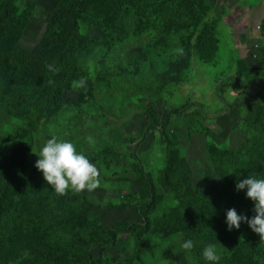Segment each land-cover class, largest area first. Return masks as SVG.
<instances>
[{"label":"rangeland","instance_id":"1","mask_svg":"<svg viewBox=\"0 0 264 264\" xmlns=\"http://www.w3.org/2000/svg\"><path fill=\"white\" fill-rule=\"evenodd\" d=\"M69 1L15 0L6 15L14 28L5 32L9 40L0 38V264H199L180 247L183 238L175 231L182 218L173 198L182 185L196 217L195 237L216 246L218 264H259V234L245 222L229 231L225 218L230 208L255 215L251 199L235 188L244 175H228L248 150L256 160L250 172L264 161L256 135L259 129L264 137V0H201L199 11L206 10L203 4L211 17H221L218 45L209 27L202 33V22H196L201 16L183 26L184 17L166 18L165 8L158 16L165 12L173 27L161 44L157 36L142 37L138 28L137 35L120 40L115 14L132 19L144 0L135 7L136 0H90L80 27L82 52L64 91L67 105L31 132V104L63 71L56 42L70 35L62 8ZM152 3L158 10L160 0ZM54 12L57 19H51ZM186 42L195 50L188 67L179 70L181 63L171 62L186 53ZM205 50L212 53L202 59ZM49 64L58 70L49 71ZM181 106H188L186 113L170 114ZM148 108L156 118L145 125ZM50 136L71 141L95 164L94 190L60 195L47 184L35 162ZM229 156H235L232 162ZM27 174L36 175L32 186ZM149 186L153 203L142 206ZM70 215L82 224L76 226ZM123 222L147 228L140 246L132 233L102 238L101 227ZM255 246L253 259L242 255Z\"/></svg>","mask_w":264,"mask_h":264},{"label":"trees","instance_id":"2","mask_svg":"<svg viewBox=\"0 0 264 264\" xmlns=\"http://www.w3.org/2000/svg\"><path fill=\"white\" fill-rule=\"evenodd\" d=\"M90 0H70L68 4L63 6V10H65L66 14L68 15V19H70V35L69 38L66 41H57L56 45L60 50H62V55L64 56V60H62V66L63 71L58 76L53 78L51 83L47 82L44 84V91L46 95L37 103H32L30 107V115L27 117V126L28 131L32 132V129L35 130L39 127V123L44 120L47 116L52 114V112L60 107L67 105V101L64 98V91L66 89L68 80L71 78V76L75 73L76 68V59L80 58L81 55V44L83 41L81 40V34H80V27L81 22L83 19V15H85L86 11L85 8L87 7V3ZM122 1V0H120ZM140 0H136L132 3L130 7H135L138 5ZM153 0H144V3L140 5L137 9H135L132 13H136V16L132 14V19L134 21H129L132 19H124V17H121L119 13L115 14L114 17V24L120 28L119 29V37L120 40L124 38H129V36L137 35L138 31H142L140 35L146 36L147 38L157 36V40H160L159 44L164 40L165 38V30H168L173 27L172 23L166 21V18L172 16L173 18H179L184 17L182 22L187 21L184 23L183 26H186V24L190 21H194L193 19L196 18L197 15L201 16L200 19L196 20V22L199 24L201 21L203 25L201 26L202 33L208 31V27L210 28L209 31H211V34H208L210 36L216 37V29H218L220 24V19L217 17H211L210 16V9L207 8L203 4H200L201 9H206L205 11H199V3H201V0H160V6L158 10L151 9V5ZM11 0H2L0 4V12H3L5 16L0 18V38L1 39H7L9 40V37L7 33L10 30L14 28L13 22H8L9 17L6 15L8 13H12V8L15 0L13 1L12 5L9 7ZM128 3V1H126ZM129 7V3L127 5ZM160 8H165L167 15L165 18V12L161 15H164L163 17L158 16V12ZM212 12V11H211ZM124 15V14H123ZM127 15V14H126ZM56 17V18H55ZM135 17V18H134ZM58 16L54 13L51 15V19H57ZM132 29L133 31H130L129 29ZM12 32V31H10ZM169 31H166V34H168ZM207 35V36H208ZM206 36V37H207ZM204 37V38H206ZM156 39V38H155ZM184 41V39H183ZM186 53L181 55V57L177 60H173L171 64L173 65H179L178 62L181 63V66H178V69H186L191 61L192 57V51L193 49L190 45V42H186ZM215 44H219V40L216 37ZM217 50V49H215ZM212 53V50H205L199 52V54L202 55V59H205L207 54ZM181 67V68H180ZM264 69V66L262 67V70ZM261 70L257 72L255 75L258 79L260 77ZM248 90L246 93L244 92L243 95L247 96ZM188 110V106H181L173 111H171L170 114L172 115H183ZM145 117V125H149V122L156 118L155 112L153 108H148L146 112L144 113ZM262 129H264V124L262 125ZM259 129L256 130V135L259 140L262 141L261 147H264V137L259 134ZM249 153L246 155H238L236 163L232 165L230 168V174L229 177H238L240 175H244L246 177L248 174L252 175H261L264 179L263 174V168H264V161L261 162L260 167H255L254 172H250V167L253 165H256V160H253V156L250 154V150H248ZM263 155L259 157H263L264 159V149L261 152ZM117 158V157H116ZM235 158V156L233 157ZM229 156L227 159L229 161H233L234 159ZM142 168V167H141ZM227 166H225L224 162L220 164V169L222 171H226ZM248 173V174H245ZM239 174V175H238ZM233 175V176H232ZM35 174L29 175L27 174V184L29 186L33 185ZM145 179H148V181L151 179V175H148ZM184 185L181 186L179 192L175 198H173V202L176 204V207L180 213V216L182 220L179 222V224L176 226L175 231L180 232L182 235L183 240L185 239H191L194 243V247L189 250L195 257L198 259L199 264H206L204 261L201 252L202 249L206 246V243L200 242L196 239V233H197V226L195 225V219L196 217L193 216V214L190 212L191 206L186 201V198H184V192H185ZM171 192V191H170ZM155 194L154 189L152 186H149L148 188V198L146 202L142 205H151L153 203V195ZM55 206H59L55 204ZM54 206V207H55ZM70 218L74 220V224L76 226L82 224V220L78 219L75 215H70ZM209 219V218H208ZM3 225V219L0 218V226ZM147 229L146 227L141 226L140 224H132L128 222H123L121 225L115 227V229L109 228L105 230L103 227L100 228V232L102 234V238H107L108 241L115 240L119 235L124 233H132L134 235V238L139 244L141 245V232L143 230ZM146 231V230H145ZM91 239H93L95 242H97L96 238L91 235ZM222 240H226L225 237H222ZM264 242V241H262ZM197 243V244H196ZM209 244V243H208ZM207 244V245H208ZM260 244V243H259ZM256 247V246H255ZM256 248L251 249H242V255H245L249 259H253L254 255H250L254 251H256ZM90 259V256H89ZM259 264H264V258Z\"/></svg>","mask_w":264,"mask_h":264},{"label":"clouds","instance_id":"3","mask_svg":"<svg viewBox=\"0 0 264 264\" xmlns=\"http://www.w3.org/2000/svg\"><path fill=\"white\" fill-rule=\"evenodd\" d=\"M47 68L53 72L58 70L51 64L47 65ZM37 155L39 158L35 167L42 172L44 180L57 194L63 195L69 190L90 192L98 186L97 167L84 153L77 151L71 141L50 136L42 144ZM235 188L237 191L244 190L245 196L251 199L255 215L249 218L238 214L234 208L228 209L225 218L227 230L239 229L241 222H245L254 233L259 234L260 240L264 241V179L247 175L243 179H237ZM180 247L189 251L194 247V243L191 239H185ZM201 255L206 264H218L221 259L216 246L211 243L202 249Z\"/></svg>","mask_w":264,"mask_h":264}]
</instances>
